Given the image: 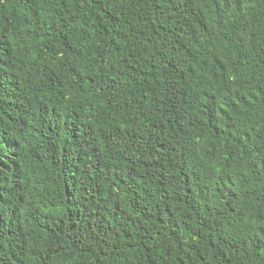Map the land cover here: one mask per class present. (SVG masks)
<instances>
[{"label": "trees", "instance_id": "16d2710c", "mask_svg": "<svg viewBox=\"0 0 264 264\" xmlns=\"http://www.w3.org/2000/svg\"><path fill=\"white\" fill-rule=\"evenodd\" d=\"M0 264H264V0H0Z\"/></svg>", "mask_w": 264, "mask_h": 264}]
</instances>
